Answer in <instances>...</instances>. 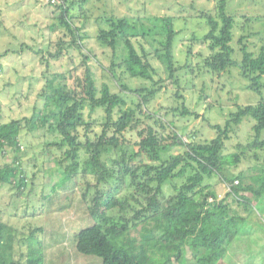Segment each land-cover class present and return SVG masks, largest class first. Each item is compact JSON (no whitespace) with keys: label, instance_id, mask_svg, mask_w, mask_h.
<instances>
[{"label":"trees","instance_id":"obj_1","mask_svg":"<svg viewBox=\"0 0 264 264\" xmlns=\"http://www.w3.org/2000/svg\"><path fill=\"white\" fill-rule=\"evenodd\" d=\"M90 4L93 0H59L55 6L60 14L48 25L51 32H62L58 39L50 36L45 47L22 44L23 51L32 50L43 66V105L34 107L38 112L32 117L0 122V158H6L9 149L16 153L11 162L0 165V185L14 187L20 199L32 197L34 187L25 192L36 173L30 176L23 163L29 144L21 135L25 129L42 127L57 136L47 144L59 150L55 155L58 175L67 178L60 191L55 183L51 193L67 198L76 192L85 213L98 219L76 234L79 253L99 256L103 264H180L191 252L199 264H216L245 220L235 205L248 208L264 194V153H258L264 151V100L237 104L223 124L209 123L216 136L197 140L196 130L187 134L186 125L177 123L179 116L200 117L184 100L179 101L185 96L180 70L195 73L189 63L176 59L174 41L180 31L175 20L180 17L97 14ZM227 4L228 0H217L215 13L197 14L206 19L208 31L202 38H191L187 53L193 55L200 43L198 54L204 55L206 71L221 75L236 67L247 87L260 92L264 88V40L258 52L252 51L248 40L258 32L244 30L238 38L242 58L235 60L232 41L237 19L227 12ZM93 18L98 23L95 39L110 59L104 73L112 77L118 91L109 82L98 86L90 63L97 54L87 46L90 34L84 28ZM245 20L252 19L247 16ZM10 53V49L0 53V75L3 59ZM56 62L61 67L56 68ZM128 78L150 82L132 87ZM174 84L180 106L165 112L151 110V102ZM99 110L100 119L94 115ZM171 112L173 118H169ZM246 117L255 121L252 139L224 154L226 141ZM128 133L136 135L134 148ZM37 162V157L30 159L34 167ZM246 162L254 163L239 168ZM215 174L218 184L205 182ZM69 183L72 191L67 190ZM166 186L171 190L168 193ZM220 186L226 188L224 194ZM3 211L0 206V264H40L43 252L29 255L26 263L15 257L17 229L3 218ZM34 230L44 231L43 227Z\"/></svg>","mask_w":264,"mask_h":264},{"label":"rangeland","instance_id":"obj_2","mask_svg":"<svg viewBox=\"0 0 264 264\" xmlns=\"http://www.w3.org/2000/svg\"><path fill=\"white\" fill-rule=\"evenodd\" d=\"M93 2L94 4L90 6L94 5L97 8V12L94 11L97 14L113 11L118 16L168 14L180 17L175 20V28L180 31L174 41L176 59L180 64L189 63L195 73H186V69L180 70L179 75L182 77L180 87L185 96L179 101L184 100L192 110L200 113V117L177 116V123L180 126L186 125L187 134L196 130L197 140L216 136V131L209 123L223 124L229 114L237 110V104H256L264 100V88L260 92L249 89L248 82L238 74L236 67L230 68V72L233 70L232 74L227 72L220 75L206 71L202 59L204 55L198 54L202 48L200 43L195 45L193 55L187 53L191 38L195 36L202 38L208 31L206 19L198 17L197 14L201 11L215 13L217 0H93ZM227 12L237 19L232 41L236 49L233 58L235 60L242 58L238 38L244 30L247 34L251 31L258 32L248 40L249 49L258 52L264 40V0H228ZM59 14L57 7H47L42 0H0L2 31L0 53L6 49L11 50L10 55L3 59L2 64L5 67L0 75V122L32 117L38 112L34 107H42L40 92L45 83L42 78L43 66L32 50L23 51L22 44L37 48L45 47V44L47 46L50 36L57 40L62 32L60 33L58 29L51 32L48 25L51 19L58 17ZM247 16L252 20L246 22ZM8 27L10 29H7ZM84 29L90 34L87 46L94 48L99 61L96 59L90 62L96 72L98 86L103 82H109L112 83L113 90L118 91L112 77L107 71L104 73V67L110 65V59L95 39L98 31L95 18L91 19ZM73 53L77 55L74 51ZM55 67L59 68L61 64L56 62ZM149 82L142 78H128V83L132 87H140ZM177 89L175 84L164 88L151 102V110L165 112L172 107L180 106L175 99ZM206 95L209 97H205ZM94 115L100 116L98 118L100 119L102 111L99 110ZM169 118H173L172 112ZM254 122L251 117H246L235 128L231 138L226 141L224 154L234 151L236 144L246 143L252 139ZM96 129L100 130L101 125L98 124ZM21 136L22 141L29 144L23 163L29 167L30 176L36 173V178L29 181L25 193L28 194L32 187L34 193L29 200L20 199L14 187L0 185L3 218L17 229L15 257L26 263L29 255L37 256L43 252L40 264H103L101 257L81 254L75 247L76 234L83 228L95 224L98 219L85 213L84 205L77 198L78 195H75L76 192L69 194L67 198L51 193L55 183H58L56 190L60 191L64 180L67 179L62 173L58 175L55 155L59 154V150L47 144L56 140L57 136L42 127L33 131L25 129ZM127 138L131 140L130 147L134 148L136 135L128 133ZM261 138L264 139V129ZM8 151L9 155L6 158H0V165L11 162L16 154L12 149ZM258 153L263 155L264 151L259 150ZM34 157L38 158L35 167L30 164V159ZM253 163H243L239 168L247 169ZM217 176L215 174L206 177L205 182L218 184ZM70 184L67 186L68 191H72ZM220 189L223 188L220 186ZM166 191L168 193L171 190L167 187ZM252 203L248 208L241 209L235 205L236 211L243 215L245 220L241 222L240 232L229 244L224 258L216 264H264V194ZM40 227H43V232L34 230ZM172 264L179 263L174 261ZM180 264H199L198 257H193L191 252H188Z\"/></svg>","mask_w":264,"mask_h":264},{"label":"built area","instance_id":"obj_3","mask_svg":"<svg viewBox=\"0 0 264 264\" xmlns=\"http://www.w3.org/2000/svg\"><path fill=\"white\" fill-rule=\"evenodd\" d=\"M45 1L50 3L53 7H56L55 5L59 3V0H45ZM235 183H238V181H236ZM228 189H230L229 186Z\"/></svg>","mask_w":264,"mask_h":264}]
</instances>
